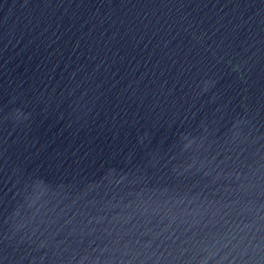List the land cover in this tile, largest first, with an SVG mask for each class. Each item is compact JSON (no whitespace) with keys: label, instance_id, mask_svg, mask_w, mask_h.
I'll list each match as a JSON object with an SVG mask.
<instances>
[{"label":"water","instance_id":"1","mask_svg":"<svg viewBox=\"0 0 264 264\" xmlns=\"http://www.w3.org/2000/svg\"><path fill=\"white\" fill-rule=\"evenodd\" d=\"M0 264H264V0H0Z\"/></svg>","mask_w":264,"mask_h":264}]
</instances>
